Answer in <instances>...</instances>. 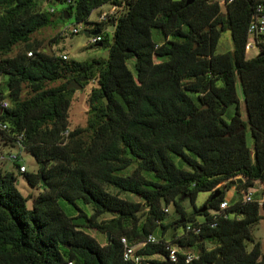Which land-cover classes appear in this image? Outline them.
<instances>
[{"label":"trees","instance_id":"trees-1","mask_svg":"<svg viewBox=\"0 0 264 264\" xmlns=\"http://www.w3.org/2000/svg\"><path fill=\"white\" fill-rule=\"evenodd\" d=\"M68 1L48 3L65 6L62 19L68 14L88 25L94 11L117 4ZM222 1L125 0L112 42L100 35L108 59L88 64L47 54L33 41L54 23L43 0H0V125H7L0 130V155L21 145L39 170L21 173V155L16 168L29 186L43 189L30 209L15 169L3 170L0 160V264H133L124 260L122 239L137 245L150 236L159 243L139 253L165 260L144 264H166L175 245L177 264H264L263 246L252 234L264 220V46L253 58L246 54L249 25L264 0ZM104 25L96 23L100 31ZM225 31L233 50L217 54ZM73 80L97 86L86 127L71 130L75 90L67 86ZM232 182L240 199L228 203V218L213 216ZM256 183L260 194L243 203L242 191ZM219 190L216 200L195 207L200 193ZM184 197L194 213L184 208ZM171 203L179 219L167 222ZM106 215L111 218L103 220ZM189 226L201 232H188ZM89 231L105 235L106 243ZM189 253L198 258L187 263Z\"/></svg>","mask_w":264,"mask_h":264},{"label":"rangeland","instance_id":"rangeland-1","mask_svg":"<svg viewBox=\"0 0 264 264\" xmlns=\"http://www.w3.org/2000/svg\"><path fill=\"white\" fill-rule=\"evenodd\" d=\"M44 1V9L50 10L54 9L55 13L51 14L50 18L54 22L51 26L45 27L35 33L33 35V41H37L42 43V51L50 54V55H57L63 56L66 55L69 57L70 61H76L81 63H88L92 64L94 61H106L109 57L108 48L104 46H99L98 44L89 45V37L85 34L84 31H92L96 27V23L99 22V17L102 12H109L111 9L110 4L104 5L100 10H96L92 13L90 17L91 24L88 25L86 23H77L75 17H71L68 19H62V11L64 10L65 6L59 3H48L49 0ZM221 1V0H220ZM47 2V3H45ZM224 12V10H223ZM79 29L80 34L75 35L73 34L74 29ZM103 34L107 37L108 42L111 43L113 40V35L115 31V27L112 24H107L102 26ZM94 31V30H93ZM92 35V34H91ZM95 35H92L94 37ZM155 39L158 41L157 34L155 33ZM233 50V42L230 31H225L221 35V39L219 41L217 47V54H224L231 52ZM18 51V47L14 49V52L11 54V57L15 56ZM258 55L257 51H253L250 54H247L248 58H253ZM87 81V80H86ZM61 82L52 83L50 84L51 87L60 85ZM94 83H90L83 90H76L73 94V103L69 112L70 115V129L73 130L75 128H84L87 125L88 119V99L89 95L92 91V88L96 87ZM237 93L241 104V115L243 122L246 124V137L247 142L250 148H252V136L250 126L248 124V116L246 110V104L243 94V89L240 82L237 83ZM232 111V109H231ZM18 154L19 151L15 150L14 148H6L3 154ZM22 160L18 162L20 166H25L28 170V173H36L39 170V164L36 161L35 157L28 152H20ZM2 169L6 171H13L15 169V174L17 176V188L22 193L23 196L29 197L28 207L31 209L33 207V200L32 198L38 196L40 192L43 191L42 188H33L29 186L25 177L20 174L19 170L16 168L15 163L5 162L2 164ZM132 170V169H131ZM234 188L228 190L225 194V198L229 200V202H235L240 199V195L235 192L238 191L237 183L232 185ZM255 190L257 195L261 192V184L256 183L254 187L251 188ZM121 198L129 199L132 201H139L137 198L133 196H129L126 194H120ZM213 195L211 193H200L197 196V200L195 202V207L201 209L205 203L212 199ZM184 203L183 206L188 213H194L195 207L191 204V202L187 199H183ZM169 213L166 217L167 222H172L173 220L179 219V214L176 210V205L171 203L168 206ZM143 211L145 209L143 208ZM111 218L110 215L104 216L103 220H109ZM199 220H202L199 218ZM177 231L179 233H183V228H178ZM90 235L96 238L100 243H106L105 235H102L96 231H89ZM252 234L255 239V242H259L262 244L264 249V220L262 219L258 225L253 227ZM252 244H249V250L252 249ZM192 252L197 254V249L192 248Z\"/></svg>","mask_w":264,"mask_h":264},{"label":"built area","instance_id":"built-area-1","mask_svg":"<svg viewBox=\"0 0 264 264\" xmlns=\"http://www.w3.org/2000/svg\"><path fill=\"white\" fill-rule=\"evenodd\" d=\"M117 4H110L111 9L109 12H102L100 17H99V22L100 24H105L107 25L110 22H114V18L119 14L124 9L125 6V0H115ZM234 0H229L228 2L231 3ZM263 1V0H262ZM71 3V0L68 1V4ZM121 4V5H120ZM221 4L224 5L225 1L221 0ZM50 13H55L54 9L48 10ZM97 28V27H95ZM73 34L78 35L80 34L79 29H74ZM103 41V38L98 35L94 37L89 38V45H95L98 44L99 42ZM264 46V3L261 2L255 7V14L254 17L249 25L248 29V42L246 45V54H250L251 52L257 51L258 54H260L263 50ZM29 56H32V53H29ZM64 60H69V57L66 55L61 56ZM2 105L5 108L9 107V102L8 101H3ZM0 130L5 131L7 130V125H0ZM68 136V132L65 134ZM22 136L18 137V140L21 141ZM19 146V152H23L24 148L21 145ZM0 160L2 162H11V163H16L17 161L20 160V153L18 154H2L0 155ZM21 173H25L26 167L22 166L20 168ZM256 191L252 189L248 190H243L242 191V202L247 204V203H252L254 201V196H255ZM229 202L225 201L220 205V208L217 210H212L211 214L213 216H221L223 215L225 218H228V215L225 214V210L229 207ZM167 213H169V209L167 208L165 210ZM188 232H193L194 234H199L201 232L200 228H196L193 226H189L187 229ZM149 243H159L157 239H155L153 236H150L147 241H144L142 243H139L137 245H130L128 243V240L126 238L122 239V244L124 246V260L126 262H130L133 264H144L145 262L149 261H154L153 258H149L146 256L141 255L139 252L142 250L147 244ZM181 248L178 245L172 246L170 248V257L168 258L170 262L177 264L179 262V253H180ZM198 257L193 254L189 253L186 256V262L191 263Z\"/></svg>","mask_w":264,"mask_h":264},{"label":"water","instance_id":"water-1","mask_svg":"<svg viewBox=\"0 0 264 264\" xmlns=\"http://www.w3.org/2000/svg\"><path fill=\"white\" fill-rule=\"evenodd\" d=\"M193 1H191V2H188V4H191ZM68 18H70L69 17V15L68 14H66L65 15V17H64V19L66 20V19H68ZM113 24H114V22H113ZM223 27V25L221 24V28ZM85 32V34L87 35V33H89L88 31H84ZM94 35H97V34H99V31L98 32H95V33H93ZM197 39H200V36H198V38ZM198 41V40H197ZM196 41V42H197ZM99 46H101V45H99ZM196 46H198V44H196ZM84 81H86V80H84ZM67 89L68 90H80V91H82L83 90V85L81 84V83H79V82H77L76 80H73V81H71L70 83H69V85L67 86ZM106 102H108L107 100H106ZM206 108H208V107H206ZM242 129H244V127H242ZM235 183L236 182H232L231 183V185H235ZM240 183H241V181H240ZM220 195H221V191L219 190L216 194H214L213 195V197H212V199H211V201H214V200H216L218 197H220ZM185 198V197H184ZM206 211V209H202L201 210V212L203 213V212H205ZM183 222V221H182ZM166 264H174V263H172V262H170L169 261V259H166ZM216 264H223V261L221 260V259H218L217 260V262H216Z\"/></svg>","mask_w":264,"mask_h":264},{"label":"crops","instance_id":"crops-1","mask_svg":"<svg viewBox=\"0 0 264 264\" xmlns=\"http://www.w3.org/2000/svg\"><path fill=\"white\" fill-rule=\"evenodd\" d=\"M98 10H100V9H98ZM110 24L114 25L113 22H110ZM98 31H99V34H97L95 36L101 35L103 33V31H100L97 28H94V29H92V31H88L89 33H87V36L90 38V37H92V35H94L93 33L98 32ZM234 190H235V188H234ZM235 192H237V191H235ZM225 200L229 202V200L227 198H225ZM209 247H211V246H209ZM152 258L154 259V261H158V262H163L165 260L164 257H161V256H155V257H152Z\"/></svg>","mask_w":264,"mask_h":264},{"label":"flooded vegetation","instance_id":"flooded-vegetation-1","mask_svg":"<svg viewBox=\"0 0 264 264\" xmlns=\"http://www.w3.org/2000/svg\"><path fill=\"white\" fill-rule=\"evenodd\" d=\"M83 82H86V81H83ZM83 82H82V83H83Z\"/></svg>","mask_w":264,"mask_h":264}]
</instances>
